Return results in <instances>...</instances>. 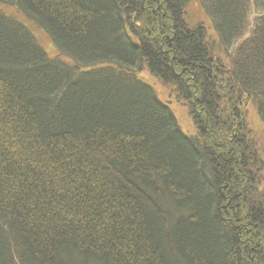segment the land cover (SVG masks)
I'll return each mask as SVG.
<instances>
[{
  "label": "trees",
  "instance_id": "16d2710c",
  "mask_svg": "<svg viewBox=\"0 0 264 264\" xmlns=\"http://www.w3.org/2000/svg\"><path fill=\"white\" fill-rule=\"evenodd\" d=\"M196 1L0 0V264H264V0Z\"/></svg>",
  "mask_w": 264,
  "mask_h": 264
},
{
  "label": "rangeland",
  "instance_id": "374dc122",
  "mask_svg": "<svg viewBox=\"0 0 264 264\" xmlns=\"http://www.w3.org/2000/svg\"><path fill=\"white\" fill-rule=\"evenodd\" d=\"M0 9H3V11L21 20L30 29L32 34L37 39L38 43L46 50L48 55L56 56L59 53L56 44L51 39V37L44 30L37 28L35 25L29 22L23 14L18 12L16 7L0 4ZM186 17L190 25L205 23L209 27L210 31L211 29L213 30L210 19L196 0H192V2L189 4L187 8ZM141 77L148 81L155 88L160 99H162L163 101H168L170 99V95L167 88L164 87L154 77L149 76L147 73L141 74ZM173 100H175V98ZM170 105H172L171 107H173L172 109L176 113L178 122L182 129L186 133H191L193 129V124L190 120L187 109L175 102H173L172 104L170 103ZM248 111V120L252 126L251 128L253 129L256 137H258L259 142L262 143L264 141V124L258 114L257 107L255 104H253V102H250L248 104ZM262 157L264 159V153H262Z\"/></svg>",
  "mask_w": 264,
  "mask_h": 264
}]
</instances>
